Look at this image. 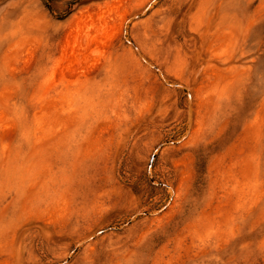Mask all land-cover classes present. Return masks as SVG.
Segmentation results:
<instances>
[{
	"label": "rangeland",
	"instance_id": "obj_1",
	"mask_svg": "<svg viewBox=\"0 0 264 264\" xmlns=\"http://www.w3.org/2000/svg\"><path fill=\"white\" fill-rule=\"evenodd\" d=\"M68 1L0 0V264H264V0Z\"/></svg>",
	"mask_w": 264,
	"mask_h": 264
},
{
	"label": "trees",
	"instance_id": "obj_2",
	"mask_svg": "<svg viewBox=\"0 0 264 264\" xmlns=\"http://www.w3.org/2000/svg\"><path fill=\"white\" fill-rule=\"evenodd\" d=\"M44 7L50 11V13L53 11V5L61 0H41ZM91 0H69L68 6L65 10V12L61 15L55 16L57 19H64L68 17L74 10V7L80 6L84 3H87ZM230 131V127L227 129V132ZM216 150H218L217 145L212 147L211 145L203 147L199 146L194 151L195 156V173H196V179L194 184V190L198 191L199 187L202 186L200 184V181L202 180L203 175L205 174V166L207 163L208 158L211 156L212 153H214ZM165 193V191H163ZM152 196V195H151Z\"/></svg>",
	"mask_w": 264,
	"mask_h": 264
}]
</instances>
